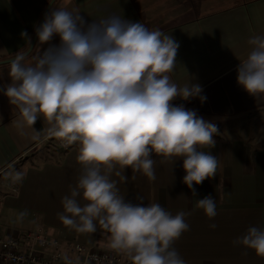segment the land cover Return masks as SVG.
Segmentation results:
<instances>
[{"label":"clouds","instance_id":"obj_1","mask_svg":"<svg viewBox=\"0 0 264 264\" xmlns=\"http://www.w3.org/2000/svg\"><path fill=\"white\" fill-rule=\"evenodd\" d=\"M35 34L49 46L31 63L26 52L18 51L9 61L11 83L0 85V93L20 113V136L37 141L45 133L66 147L78 146L76 159L83 170L70 194L61 198L59 219L77 233H94L98 225L107 229L108 247L132 264H186L173 245L190 230V212L173 215L159 203L144 205L142 196L137 203L126 200L111 178L114 173L126 181L120 170L130 167L155 180L153 154L173 163L183 158L182 181L195 197L194 184L217 174V157L200 150L214 147L217 126L172 103L177 97L207 99L200 84L179 85L170 75L179 42L119 15L88 22L75 9L62 7L50 9ZM56 36L59 44H51ZM247 43L251 50L237 66V83L257 97L264 95V35ZM40 117L46 132L34 127ZM22 178L21 172L11 175L14 183ZM194 207L209 219L217 215L211 195L197 198ZM233 243L264 257V227H249Z\"/></svg>","mask_w":264,"mask_h":264},{"label":"crops","instance_id":"obj_2","mask_svg":"<svg viewBox=\"0 0 264 264\" xmlns=\"http://www.w3.org/2000/svg\"><path fill=\"white\" fill-rule=\"evenodd\" d=\"M51 1L0 0V62L8 61L6 54L28 51L35 28ZM210 2L218 5L219 0H65L64 5L53 3L50 9H75L88 22L119 15L142 22L149 29H161L171 34L180 44L174 71L170 73L172 79L179 85L189 80L200 84L207 97L203 103L199 98L184 100L180 97L172 103L183 104L186 109L190 106L197 114L209 118L241 117L264 108V95H251L237 83V66L251 50L247 41L252 36L264 35V0H239L225 8L219 9L218 5V9L205 10V3ZM22 32L27 36H22ZM50 43L59 44V37H54ZM37 45L38 53L49 46L38 39L34 47ZM8 83H11L9 71L1 69L0 85ZM16 114H19L17 108L0 93V177L19 172V166L27 162L26 175L21 183L15 182L16 191L12 192L17 193L21 184L24 199L29 201L35 196L37 204L42 205L40 213L46 209L57 218L52 224V219H44L47 231H43L48 236L87 247L97 246V240L109 242L110 233L102 226L98 225L94 233H77L64 225L58 216L63 211L61 198L70 194V186H75L83 170L76 159L78 146L73 145L67 150L48 147L43 143L48 138L45 133L37 141L20 136L16 128L20 114ZM34 127L46 132L48 125L40 117ZM213 139L214 147L202 146L200 150L217 157V174L199 185L194 184L196 197L182 181L186 174L183 158L173 163L153 154L155 180L133 172L130 167L120 170L121 175L127 177L126 181L114 173L111 178L118 182L120 194L126 200L137 203L140 201L136 197L142 196L144 205L159 203L173 215L179 211L190 212L186 217L190 230L173 245L186 264H264V257L256 255L254 250L233 243L249 227H264V146L247 138L226 140L214 136ZM43 145L47 154L41 151ZM11 175L8 178L10 186L14 185ZM7 184L8 181L4 187L10 191ZM44 186L49 187L50 192L44 191ZM208 195L216 199L217 215L212 219L194 207L197 198ZM85 202L81 199V204ZM211 223L216 224L215 229L209 227ZM57 228L83 239L50 233Z\"/></svg>","mask_w":264,"mask_h":264},{"label":"rangeland","instance_id":"obj_3","mask_svg":"<svg viewBox=\"0 0 264 264\" xmlns=\"http://www.w3.org/2000/svg\"><path fill=\"white\" fill-rule=\"evenodd\" d=\"M219 2H218L219 9H221L222 7L225 8L226 6L237 3L239 2V0H219ZM212 3L213 2H210L207 4L205 3L204 5L205 10H213L214 8L218 9V5L212 4ZM64 4H65V0H56L54 2L55 6H62ZM34 36L32 38V41L34 39ZM39 45H37L36 48L34 47V50H32L31 53L27 56V62L31 63L33 58L38 54L37 49ZM18 51L23 52L24 50H21V51L18 50ZM15 54L14 53L6 54L5 60L14 58ZM1 69H6L7 71H9L10 63L8 62L7 64L0 65V70ZM188 109H190V106H188ZM17 113H19L18 109H17ZM19 114H16V115H19ZM14 115L15 114H13V117ZM198 115L203 117L205 120H208L214 123L217 126L218 132L214 136H217L218 138L220 137L226 140H231L235 138H247L249 141L253 140L254 141L253 143H257L259 146H264V108L262 107L260 108V110H256L251 113L241 115V117H235V118H230V117L226 119L219 118V117L209 118L207 116H203L200 114ZM48 138H45L43 142L44 144H47L48 147L60 148L54 145L52 146L50 142H52L51 140L53 138L52 137H48ZM55 139L58 140L59 138H55ZM41 151L47 154L45 145L42 146ZM34 158H37V156ZM28 160L29 162L31 161L30 159ZM24 163L23 165L19 166L18 171L23 173V176L25 177L26 175L24 171L25 165H27L28 163L27 162L26 164ZM11 174L12 173L7 174L6 178L3 176L0 177V223L1 225L5 228V231L13 232V233L14 232L15 233L27 232L33 228H42L43 230L45 229L47 231V228L44 226V223H43L44 219L45 218H49V220L52 219L51 220V224H52V221L53 220L57 221L56 220L57 218L51 216L50 213L46 209L42 210L41 211L42 214H41L40 209L42 205L37 204L35 196H33L31 200L29 201L24 199L23 196L21 195V186H20L21 184L19 185L17 193L12 192L11 190L8 191L4 187V185L7 181H9L8 178L10 177ZM4 176H6V174H4ZM43 189L44 191L50 192L49 187L44 186ZM48 208L51 209L50 206ZM54 224L59 225L57 223H54ZM62 231L59 230V228H57L56 231H52L50 233L53 234L55 232L54 235L57 234V236L67 235L68 238L70 239H83L81 237L79 238L75 234L68 233L63 229ZM97 242L99 244L94 247L95 249L99 251H109L110 250V248L108 247L109 242L100 243V241L98 240ZM88 247H91V246H88Z\"/></svg>","mask_w":264,"mask_h":264},{"label":"built area","instance_id":"obj_4","mask_svg":"<svg viewBox=\"0 0 264 264\" xmlns=\"http://www.w3.org/2000/svg\"><path fill=\"white\" fill-rule=\"evenodd\" d=\"M48 137L53 138L52 145L64 150L73 146L66 147L60 139ZM7 186L16 191L15 183L10 186L8 181ZM65 257L72 264H132L128 256L112 249L99 251L79 242H64L48 236L42 228L10 235L0 224V264H67Z\"/></svg>","mask_w":264,"mask_h":264},{"label":"water","instance_id":"obj_5","mask_svg":"<svg viewBox=\"0 0 264 264\" xmlns=\"http://www.w3.org/2000/svg\"><path fill=\"white\" fill-rule=\"evenodd\" d=\"M55 1H56V0H52V1H51V3L49 4L47 10L45 11V13H44V15H43V18L41 19L40 23L43 22L45 14H46L47 12H49L51 6L53 5V3H54ZM40 23H39V24H40ZM36 41H37V37H36V34H35L34 39H33V41H32V44H31L30 48L28 49V51L26 52V53H27V56L31 53V51H32V49H33V47H34ZM9 61H10V60H8V61H2V62H0V64H7Z\"/></svg>","mask_w":264,"mask_h":264},{"label":"trees","instance_id":"obj_6","mask_svg":"<svg viewBox=\"0 0 264 264\" xmlns=\"http://www.w3.org/2000/svg\"><path fill=\"white\" fill-rule=\"evenodd\" d=\"M217 125H219V124H217Z\"/></svg>","mask_w":264,"mask_h":264}]
</instances>
